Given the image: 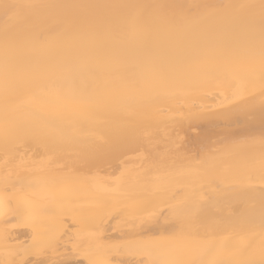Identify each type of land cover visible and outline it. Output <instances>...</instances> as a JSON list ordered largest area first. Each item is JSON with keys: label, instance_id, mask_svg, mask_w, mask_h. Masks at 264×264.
Wrapping results in <instances>:
<instances>
[{"label": "bare ground", "instance_id": "bare-ground-1", "mask_svg": "<svg viewBox=\"0 0 264 264\" xmlns=\"http://www.w3.org/2000/svg\"><path fill=\"white\" fill-rule=\"evenodd\" d=\"M264 264V0H0V264Z\"/></svg>", "mask_w": 264, "mask_h": 264}, {"label": "snow or ice", "instance_id": "snow-or-ice-1", "mask_svg": "<svg viewBox=\"0 0 264 264\" xmlns=\"http://www.w3.org/2000/svg\"><path fill=\"white\" fill-rule=\"evenodd\" d=\"M143 264V262H142ZM156 264H166V262L157 261ZM197 264H201V262H197Z\"/></svg>", "mask_w": 264, "mask_h": 264}]
</instances>
